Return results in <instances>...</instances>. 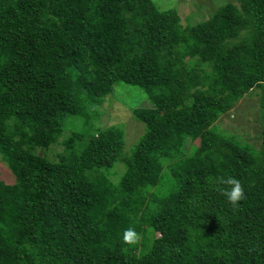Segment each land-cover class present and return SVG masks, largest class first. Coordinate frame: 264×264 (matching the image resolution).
I'll list each match as a JSON object with an SVG mask.
<instances>
[{
    "label": "trees",
    "instance_id": "16d2710c",
    "mask_svg": "<svg viewBox=\"0 0 264 264\" xmlns=\"http://www.w3.org/2000/svg\"><path fill=\"white\" fill-rule=\"evenodd\" d=\"M119 82L149 102L129 151L95 124ZM254 88L264 109V0L186 24L153 0H0V264H264V129L255 150L213 128Z\"/></svg>",
    "mask_w": 264,
    "mask_h": 264
},
{
    "label": "rangeland",
    "instance_id": "374dc122",
    "mask_svg": "<svg viewBox=\"0 0 264 264\" xmlns=\"http://www.w3.org/2000/svg\"><path fill=\"white\" fill-rule=\"evenodd\" d=\"M159 7H174L178 11L181 23H196L208 18L219 6L235 0H153ZM149 105L148 97L144 91L135 85L119 82L114 85L113 93L105 96L99 106L100 115L95 120L96 125L110 126L123 125L125 127L126 151H129L133 143L142 133L143 126L138 124L131 109ZM213 128L224 134H234L244 144L259 149L263 143L264 109L258 102V89L254 88L244 93L238 102L229 111L221 114L214 122ZM65 134L68 131L64 132ZM62 138V137H61ZM184 151H192L199 144L196 136L184 137ZM61 144H55L48 150V155L55 158L57 152L62 151ZM117 179L124 170L122 164L115 167ZM0 180L6 183L14 182V175L4 161L0 158ZM141 229L140 224L136 225Z\"/></svg>",
    "mask_w": 264,
    "mask_h": 264
},
{
    "label": "clouds",
    "instance_id": "9594fccd",
    "mask_svg": "<svg viewBox=\"0 0 264 264\" xmlns=\"http://www.w3.org/2000/svg\"><path fill=\"white\" fill-rule=\"evenodd\" d=\"M221 184H227L229 187L222 188L221 191L228 202L233 206L244 198L245 190L241 181L236 177H228L226 180L221 179ZM122 240L129 245L137 243L139 240V234L133 228H127L122 234Z\"/></svg>",
    "mask_w": 264,
    "mask_h": 264
},
{
    "label": "water",
    "instance_id": "95a60500",
    "mask_svg": "<svg viewBox=\"0 0 264 264\" xmlns=\"http://www.w3.org/2000/svg\"><path fill=\"white\" fill-rule=\"evenodd\" d=\"M41 154V153H40Z\"/></svg>",
    "mask_w": 264,
    "mask_h": 264
}]
</instances>
